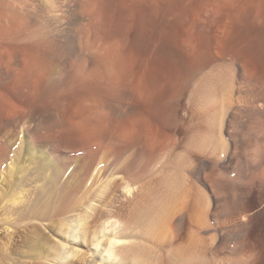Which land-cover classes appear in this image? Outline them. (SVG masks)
<instances>
[{"label": "bare ground", "instance_id": "obj_1", "mask_svg": "<svg viewBox=\"0 0 264 264\" xmlns=\"http://www.w3.org/2000/svg\"><path fill=\"white\" fill-rule=\"evenodd\" d=\"M242 113L246 135L234 131ZM210 166L232 167L227 218L187 222L195 180L221 199ZM101 182L109 193L139 184L119 209L136 227L164 213L187 232L185 264H264V0H0V229L13 216L70 219ZM117 223L105 222L89 264L117 262Z\"/></svg>", "mask_w": 264, "mask_h": 264}, {"label": "rangeland", "instance_id": "obj_2", "mask_svg": "<svg viewBox=\"0 0 264 264\" xmlns=\"http://www.w3.org/2000/svg\"><path fill=\"white\" fill-rule=\"evenodd\" d=\"M245 115L247 116V113L246 114L242 113V115L238 117L236 121L237 123H235L234 131L237 132L239 130L241 131L240 133H242V135H246L248 131L247 128L253 125V122L250 119L248 120V116L246 117ZM242 124L243 126L245 125L244 127H246L247 125V128L244 129ZM252 148H253L252 146H249L248 144L246 145V143H244L239 148V152L242 156L248 157L254 151V149ZM218 168L221 169L220 167ZM218 171L219 170L217 169V167L210 166L207 169L210 179L213 178L215 179L216 177L219 178L221 182H224L223 183L224 185L222 187L223 191L222 190L219 191L221 192L219 193L221 199L220 201H218L217 207L216 204L213 202L214 200L212 199L210 188L201 181L195 180L196 189H197L195 190V192L197 191L196 193L198 195L196 196V200H197L196 202L198 203V205H195L193 202L187 204L185 208V217L187 216L186 217L187 222L193 221L197 217L198 218L200 217V219L207 218L206 220L208 221V223H210V225H213V223L211 222H213L215 218L214 213L219 214L220 212L221 213L218 215V218L220 217V219L222 220L227 218L226 209L223 208L224 207L223 205L225 204L224 203L225 199L223 198V196L227 195L230 189V182H231L230 180H232L234 174L232 173L231 166H229L227 169H223V170L221 169L219 172ZM128 185L132 188V191L137 190V187L139 186V184L134 182H124L119 188H117L116 191L109 193L105 191L104 188H106V186L102 182L94 185L90 189V191L82 193L85 195L81 196L79 198L80 200L76 199V202L78 201L77 203L75 201L73 202L74 208L73 210H71V212H68L70 219L67 217L66 219H61L62 220L61 221L59 218H61L62 216H58L52 218L51 220L49 219L45 220V222L46 221L47 222L46 224H43L44 222L42 221L43 222L42 223L41 220L38 219H33L32 221V219L28 217L27 218L29 220L27 218H24L25 216L16 215L18 218L20 217L19 219L13 216L12 218H14L13 220L15 221L13 222L11 221V224L9 225L11 226L9 228V232L4 228L0 229V264H89V260L93 257L92 253L94 251L93 246L96 241L95 239L99 237L106 238L111 232L109 229L107 232H105V222L110 219L111 221L117 220L118 227L116 225L115 229L112 232L114 233V235L116 234L117 238L120 239V242L117 243L118 249L116 248V252L118 253L117 254L118 260L115 264H168V263L172 264L170 262H173V264L174 262H177L178 264H183V263L185 264L186 261L177 259L176 254L178 250L181 249L187 250V247L191 246L188 243L189 237L187 235V232L183 233L185 234V237H183V234L178 235L179 232L176 229H173V226H171L168 220L164 222V213L156 214L155 216L156 218L152 222V224L154 223L153 225L147 224L148 225L147 226L146 224L144 225L142 224L139 227H136L135 224L133 225V223H131L128 220L129 219V215H127L129 214L127 213L129 212V210H127L128 208L119 209V207L122 206V203H124L131 197L130 195L132 193L128 192L127 189ZM183 200H185L184 197H182V199L181 198L178 199L179 202H183ZM126 203L127 202H125L123 205H126ZM91 204L95 206L94 207L95 209L93 210L89 209L88 221L82 226L81 233L80 231L74 230L73 224L74 221H76L78 212L81 210L80 208L88 207ZM170 204L169 206H171ZM260 207H261L260 203L256 202L250 207L249 211L255 212ZM256 214L258 213L255 212L254 215ZM63 220H65L66 224L69 220H71L69 221L71 224V225L69 224V229H66L67 227L66 224H63L64 223ZM30 221L31 223L28 224ZM169 221L171 222V220ZM32 222H34V224H32ZM128 222H130L131 225ZM54 223H56V226L52 225ZM125 223L126 224L128 223V225H125ZM66 230L69 234L68 233L66 234ZM149 230H151V234ZM200 232L202 236H206L208 238H210L211 236V233H209L210 231H206L205 229H202ZM70 233H72V235H70ZM73 235L76 236L74 237ZM233 240L235 239L231 238L228 241L227 245H233L234 244ZM209 241L211 242V240ZM60 243H65L67 247L64 248L60 247L58 249L56 246H58ZM73 249H78V253H74L72 251ZM229 249L231 251V248L228 246H226V248L221 249V251L219 252V257H217L216 259L220 260L221 258L229 257L227 256L230 254V252H228ZM189 251H190V247L188 252ZM119 252L121 254H119ZM56 254L57 256L60 255L61 256L59 258L55 257ZM62 255L64 256V258H61ZM210 258L211 257H209L208 260L209 262H207L206 264H210V263L221 264L222 262V260L216 261L214 259L213 260L215 261L214 263L213 261H211L212 259ZM195 263L196 260L195 261L189 260L187 261L186 264H195Z\"/></svg>", "mask_w": 264, "mask_h": 264}]
</instances>
